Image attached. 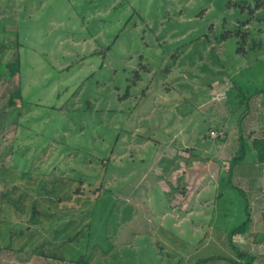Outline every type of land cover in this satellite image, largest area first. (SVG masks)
<instances>
[{
	"label": "rangeland",
	"instance_id": "374dc122",
	"mask_svg": "<svg viewBox=\"0 0 264 264\" xmlns=\"http://www.w3.org/2000/svg\"><path fill=\"white\" fill-rule=\"evenodd\" d=\"M230 29L247 37L218 40ZM18 56L21 77L9 78ZM20 85L24 106L11 95ZM254 139H264V0H0L3 222L18 232L36 201L48 230L26 248L1 241L0 264L237 259L230 233L248 216L233 243L264 264ZM5 192L23 195L18 209Z\"/></svg>",
	"mask_w": 264,
	"mask_h": 264
},
{
	"label": "trees",
	"instance_id": "16d2710c",
	"mask_svg": "<svg viewBox=\"0 0 264 264\" xmlns=\"http://www.w3.org/2000/svg\"><path fill=\"white\" fill-rule=\"evenodd\" d=\"M247 34H248L247 31L242 32L240 29H238V30H232V29L225 30L224 32L220 33V35H218L219 36L218 40H220V41L226 40L232 35L240 36L244 40L247 37ZM209 41H211V40H209ZM255 46H256V42H255ZM111 48H112V45H110L107 48V50H109ZM242 48L243 47H238L237 51L240 52L242 50ZM253 48H255V47H253ZM244 51H245V49H244ZM20 58L21 57L18 56L17 59H15L12 63L8 64L7 76L9 78H14L17 75H18V77H21L22 66H21V59ZM142 69H147V68H145V66H144ZM220 73L222 74L223 72H220ZM136 76H139V72H137ZM136 76H135L133 84L136 83ZM127 92H129V89H127ZM11 95L13 97H16V98H21L22 106H24L26 104V102L24 100L23 89H22L21 85L17 89H15L13 92H11ZM240 141L242 143L243 139L241 138ZM252 142H253L252 148H255L257 151L256 152L257 161L259 163H264V139H254ZM245 144H246L245 142L242 143L243 148H245ZM244 157L245 156L242 154L239 155L238 157L234 156L232 159V162L233 161L234 162L230 163V168L237 164V162H238L237 160H239L240 158H244ZM10 171H11L10 166L4 167L3 170L1 171L2 172L1 174L3 175L2 179H3L4 183H6L7 178L10 175V173H9ZM40 182L42 184L41 190L39 187ZM229 182H231V181H229ZM34 184H35L34 191L39 189L38 190V191H40L39 194L44 196L45 195L44 192L47 191L46 181L39 180V181H36ZM17 189H18V187H15V190H17ZM9 194L10 193H8V192L3 193L2 199L5 200V202L10 204L11 206L18 209L20 207V204H21L20 202L23 199V195H21L20 198L18 200H16V199H12ZM66 197L67 198H65V199L70 198L69 196H66ZM55 200H57L59 202L64 201V199H62L61 197H59L58 199L55 198ZM49 201H50V199H49ZM36 205H37V202L33 201V205L29 209L31 212L30 218L28 219L29 224L26 226L23 223H21L20 224L21 228L18 229V232L13 231L14 230L13 222H9V221L6 223L3 222V217H4L5 213L3 212L2 207H0V242L2 241L4 243L7 241L6 245L8 247L9 246L13 247L12 242L14 240H16L14 238H17V237L24 238L23 240L26 242L22 245V248H24V247L26 248L28 245L29 246L33 245V242L35 239H37V236H43L48 232V230H46V228H45V224H43L40 221V215L38 213V209H37ZM246 206H248V203H246ZM247 213H248V210H247ZM249 224H250V219L248 216L247 219L242 224H240L239 226H237L231 230L230 237H229V243H230L231 249L234 250V252L237 254V259H232V258H227V257L225 258V257H220V256H211L207 259H204L201 264H206V262L211 261V260H216V259L217 260H219V259L227 260L231 264H256L255 263V260H256L255 256H253L247 252L241 251L233 243V235L236 234L237 232L246 233L248 231ZM84 230L85 229L82 228L81 229L82 232L80 230H78L74 234H72V233L69 234L68 241L72 242V241H75L76 239H78V236L82 235ZM36 251L40 254H44V255L50 256V257H56L57 256L54 252L53 253L52 252L51 253H45L44 251H42L40 249H38ZM70 260L73 261L75 264H89V259H87L84 255H79V257L76 255H73Z\"/></svg>",
	"mask_w": 264,
	"mask_h": 264
},
{
	"label": "built area",
	"instance_id": "2783aa9c",
	"mask_svg": "<svg viewBox=\"0 0 264 264\" xmlns=\"http://www.w3.org/2000/svg\"><path fill=\"white\" fill-rule=\"evenodd\" d=\"M212 134H213V135H216V133H215V132H212Z\"/></svg>",
	"mask_w": 264,
	"mask_h": 264
}]
</instances>
